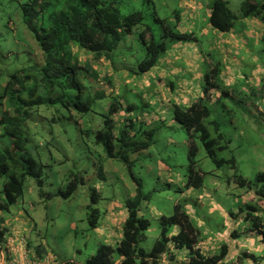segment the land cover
<instances>
[{"label":"rangeland","instance_id":"obj_1","mask_svg":"<svg viewBox=\"0 0 264 264\" xmlns=\"http://www.w3.org/2000/svg\"><path fill=\"white\" fill-rule=\"evenodd\" d=\"M31 1L0 0V94L13 75L23 69L39 68L43 63L42 50L24 23L21 8ZM105 1L112 3L123 16L142 12L144 23L123 37L113 53L101 63L102 66L97 64L100 62L95 61L91 53L73 46L77 60L93 67L98 76L101 73L105 78L99 76L100 83H97L89 74L81 76L87 90L84 98H99L93 100L92 110L84 115L61 105H43L34 110L27 121L24 136L32 156L44 165L42 195L36 181L27 178L23 197L11 207L10 213L0 212V224L21 215L24 219L23 225L21 221V236L29 244L44 246L59 261L85 264L101 244H115L103 225L109 228L115 213L118 218L122 213L125 220V203L137 194L134 178L141 181L143 193L150 198L141 207V215L151 222L141 243L147 251L160 236L159 217L172 216L176 205L189 215L193 225L200 230L201 239L217 241L222 237L223 245L227 244L226 234L230 232L226 223L229 212L243 209L242 216H246L247 207L243 205H256L257 216L264 223V207L259 205V197L255 194V191H264V183L249 190L240 187L234 179L241 176L254 182L259 174H264V83L261 88L253 83L252 77L253 70L264 69V37L254 36L256 40L240 37L244 49L238 50L237 55L226 54L223 59L217 53L220 45L216 35L203 34L207 26L205 14L215 0ZM222 1L228 3L238 18L232 32L237 36L244 35L249 24L256 21L254 18L242 19L240 6L246 0ZM47 3L50 5L42 22H48L53 11H60L65 0H47ZM157 18L166 21L176 33L185 31L197 39L167 42L168 50L177 49L180 53L174 63L169 64L171 75L165 82L173 80L178 83L183 71L192 78L191 84H187L188 89L180 90L184 95L182 98L161 89L159 78L164 77H160L158 69L163 67L162 63L149 73L142 74L138 70V64L147 53L141 33L149 28L147 35L152 34L157 42L161 41L163 28ZM209 40L213 41L211 46ZM208 62H212L213 67L207 66ZM196 67L203 69V78L210 72L206 67L216 68L220 72L219 87L231 94L222 100L231 113L222 109L215 96L208 106L212 113L210 120H217L230 140L231 153L218 154V160L234 156L237 169L228 165L218 168L195 138L197 168L203 174L204 182L201 189H187L189 135L174 121L172 106L186 108L203 96V81L198 83ZM115 101L123 108L135 107L132 112L125 109L119 112L125 114L121 119L131 118L137 127L142 124L144 128L157 131L149 149L129 154V161L133 163L131 171L122 160L108 158L94 135L88 136L89 132L95 134L104 129L106 115ZM114 119L117 128L122 127L119 116ZM9 146L8 138L0 140V150ZM99 169H102L101 177ZM75 177L81 180L76 193L69 199L59 196L58 191L65 189ZM6 179H0V185ZM92 190L99 194L96 204L91 202ZM215 205L220 210L214 213L210 210ZM89 207L102 214L100 225L95 229L89 224ZM248 224L250 226V222L235 221L241 232ZM175 229H170V236L176 234ZM256 236L262 239L260 235ZM244 239L243 234L241 241L245 242ZM234 247L235 244L233 250ZM253 254L256 255L255 252ZM113 260L118 262L119 257L114 255ZM10 261L12 259H6L8 264Z\"/></svg>","mask_w":264,"mask_h":264},{"label":"trees","instance_id":"obj_2","mask_svg":"<svg viewBox=\"0 0 264 264\" xmlns=\"http://www.w3.org/2000/svg\"><path fill=\"white\" fill-rule=\"evenodd\" d=\"M48 5L50 3H47V0H32L21 6L24 23L35 35L42 50L43 63L39 68L23 69L13 75L4 92L0 94V140L2 138L10 140V146L0 150V179L7 177L0 185L2 213H10L11 207L23 197L27 178L36 181L42 195L44 165L32 156L24 136L27 121L31 119L34 110L51 104L61 105L68 110L76 109L84 115L92 110L93 100L99 98H84L87 90L81 81L82 74H89L97 83H100L99 76L102 78V75L99 73L98 76L93 67L80 63L72 50L73 46L91 53L93 59L100 62L113 53L125 35L131 34L136 27L144 23L142 12L123 16L112 3H107L105 0H65L60 11H53L49 15L48 22H42ZM240 11L242 19L254 18L264 23V0L261 2L246 0L241 4ZM237 20L228 3L222 0L212 2L207 25L219 33L228 34L235 28ZM156 21L163 28L160 42H157L152 34L147 35L150 33L149 28L141 33V39L147 50L146 57L138 64V70L142 74L149 73L159 65L168 52L167 42L197 40L191 34L176 33L166 21L159 18ZM97 64L102 66L101 63ZM207 70L210 72L204 74L202 78L203 96L186 108L179 105L172 106L174 121L189 135L187 189H201L204 182L203 174L197 168L198 147L195 138L202 143L207 156L218 168L228 165L237 169V160L234 156L218 160V154L231 153L230 140L222 132L220 123L217 120H210L212 113L208 106L209 101L211 102L215 96L222 109L231 113L227 105L222 102L231 94L219 87L217 80L220 72L216 68H207ZM203 73L204 71L202 76ZM170 85H176L175 81L171 80ZM215 92L220 93L219 97ZM248 107L252 110L250 105ZM123 109L132 112L135 107L129 105L123 108L121 103L115 101L106 115L104 129L95 134L89 132L88 136L94 135L96 143L102 145L108 158L122 160L131 171L133 163L129 161V154L149 149L154 143L157 131L144 128L142 124L137 127L131 118L121 119L125 114L119 112ZM116 116L122 121V127L117 128V121L114 119ZM99 171L101 177L102 169ZM234 179L240 187L253 190L254 186L264 183V174H259L254 182L241 176ZM134 180L137 184V194L125 203L126 218L121 225L120 240L113 246L101 244L85 264H161L164 255L175 260L171 252L172 248L179 253L187 252L189 264H225L229 253L228 245H222L221 250L214 255L203 254L198 247L203 241L200 230L193 225L189 215L180 205L175 206L172 216L159 217L160 236L151 250H145L141 243L151 222L141 215V207L148 203L150 198L143 193L141 181L135 178ZM80 182L81 180L75 177L57 194L69 199L78 190ZM255 194L259 197V201L264 199V191H255ZM98 199V192L92 190V204H96ZM245 206L247 207L245 220L250 222L249 231L260 235L264 243V223L257 216L256 205ZM89 209L91 210L89 224L95 229L100 225L102 214L95 208L89 207ZM1 226L0 249L5 250L9 230ZM105 227L103 225V228ZM173 227L178 228V231L170 236L169 231ZM27 248H34L38 258L44 259L50 254L42 245L33 246L30 243ZM114 255L119 257L118 262L113 260ZM53 257L56 264H77L72 260L59 261L55 255Z\"/></svg>","mask_w":264,"mask_h":264},{"label":"crops","instance_id":"obj_3","mask_svg":"<svg viewBox=\"0 0 264 264\" xmlns=\"http://www.w3.org/2000/svg\"><path fill=\"white\" fill-rule=\"evenodd\" d=\"M210 15V8L207 9V12L205 14V20L208 21V17ZM252 24H249V30L244 31V35H235L237 33L230 32L227 35L218 33L216 30L211 27L210 25H207L206 28L203 31L204 36L215 34L218 41H219V49L217 50V53L221 58L224 59V56L226 54H235L237 55L238 50L244 49V44L240 37H246L247 39L256 40L254 36L257 38L264 37V23L259 21L258 19H255ZM233 31V30H232ZM255 31H258L256 33ZM185 31H183L184 33ZM212 40H209V45H212ZM179 50L172 49L168 50L167 54L163 59L160 61L159 65L162 63L163 67L161 69H158V73H160V77H164L163 79H160V85L161 89H163L166 92H170V94L174 95L176 94V98H182L184 95L181 93L180 90H187V84H191V79L187 76V74L183 71L182 78H179V82L176 83V85H170L171 81L168 82V84L165 82L166 77L171 75L172 67L169 65L170 63H174L175 59H177L176 55L179 54ZM104 60L101 59L100 63H102ZM208 61V59H206ZM234 63V61H232ZM158 65V67H159ZM207 66L213 67L212 62H208ZM209 68V67H207ZM238 67L237 69H239ZM212 69V68H211ZM202 72L203 69H200L196 67V74L198 83L200 84L202 82ZM259 73V74H258ZM261 74V75H260ZM252 77H254L253 83L255 85H258L262 88L261 84L264 83V69H259L258 72L256 70L252 71ZM264 91V88L262 89ZM175 91V93H174ZM214 93V91H213ZM216 93V92H215ZM217 94V93H216ZM219 94H217L218 96ZM253 202L256 200L253 198ZM259 201V200H258ZM247 205L244 204L243 207ZM259 205L264 207V199L262 201H259ZM211 212H217L220 210L219 206H214L211 208ZM243 209H237L234 210V212L228 213V218L226 219V223L230 229V232L226 234L227 244L229 247V253L227 256V259L225 260V264H264V259H262L264 255V243L262 242L261 238L257 237V233L250 232L249 231V224L245 227V230L242 232L238 230V226H235V221L237 223L239 222H246L245 217L242 216L241 212ZM120 213V212H119ZM226 213V212H224ZM121 217L118 218L117 213H115V218L112 219V222L110 223V227H105L104 230L114 239V243L120 240L121 238V230L124 223L123 215L120 213ZM21 221L22 225L24 223L23 217L21 215H16L13 217L11 221H8V223H2L1 227H6L9 230V235L7 237V243L5 245L4 253L6 252L7 255L1 254L0 251V264H8L6 262V259H12L10 261L11 264H30L32 260L35 259L36 254L34 252V248L28 249L27 246L29 242L25 238L21 236ZM232 221V222H231ZM178 228L175 229V233H177ZM245 235V239L241 241V235ZM222 237H220L217 241H202L198 247L202 250L203 254L205 255H214L218 253L221 250V247L223 244H221ZM235 244L234 250L232 249L233 245ZM24 250V251H21ZM172 255L174 256V261L168 255H165L163 257V260L161 264H189L190 260L187 257V252L179 253L176 252L173 248L171 249ZM256 253L254 255L253 253ZM49 254V253H48ZM50 256H54L53 254H49ZM4 256V258H3ZM257 256L260 258L258 259Z\"/></svg>","mask_w":264,"mask_h":264},{"label":"built area","instance_id":"obj_4","mask_svg":"<svg viewBox=\"0 0 264 264\" xmlns=\"http://www.w3.org/2000/svg\"><path fill=\"white\" fill-rule=\"evenodd\" d=\"M30 264H56V263H55L54 257L48 255L44 259L43 258L35 257V259L32 260V262Z\"/></svg>","mask_w":264,"mask_h":264},{"label":"clouds","instance_id":"obj_5","mask_svg":"<svg viewBox=\"0 0 264 264\" xmlns=\"http://www.w3.org/2000/svg\"><path fill=\"white\" fill-rule=\"evenodd\" d=\"M3 250H4V249H0V251H1L2 254H4V251H3ZM4 255H7V253L4 254ZM164 256H165V255H164ZM164 256H163V257H164ZM163 257H162V260H163ZM3 258H4V256H3Z\"/></svg>","mask_w":264,"mask_h":264}]
</instances>
